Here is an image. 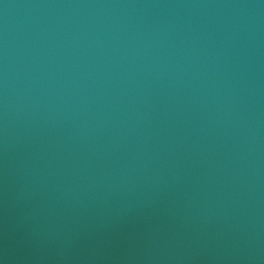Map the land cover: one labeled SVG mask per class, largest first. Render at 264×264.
<instances>
[{
    "label": "water",
    "instance_id": "water-1",
    "mask_svg": "<svg viewBox=\"0 0 264 264\" xmlns=\"http://www.w3.org/2000/svg\"><path fill=\"white\" fill-rule=\"evenodd\" d=\"M0 264H264V0H0Z\"/></svg>",
    "mask_w": 264,
    "mask_h": 264
}]
</instances>
